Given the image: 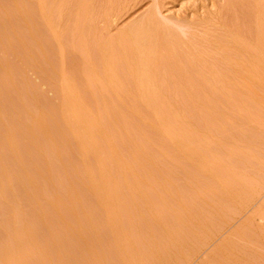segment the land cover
I'll list each match as a JSON object with an SVG mask.
<instances>
[{
  "label": "rangeland",
  "instance_id": "rangeland-1",
  "mask_svg": "<svg viewBox=\"0 0 264 264\" xmlns=\"http://www.w3.org/2000/svg\"><path fill=\"white\" fill-rule=\"evenodd\" d=\"M153 263L264 264V0H0V264Z\"/></svg>",
  "mask_w": 264,
  "mask_h": 264
},
{
  "label": "bare ground",
  "instance_id": "bare-ground-1",
  "mask_svg": "<svg viewBox=\"0 0 264 264\" xmlns=\"http://www.w3.org/2000/svg\"><path fill=\"white\" fill-rule=\"evenodd\" d=\"M257 211V210H256ZM255 214V213H254ZM260 219V218H259ZM258 228V227H257ZM114 256V255H113ZM162 260V259H161ZM154 264V263H153Z\"/></svg>",
  "mask_w": 264,
  "mask_h": 264
}]
</instances>
